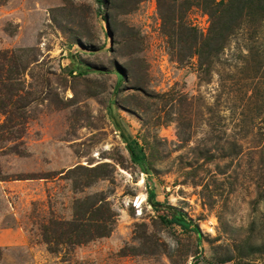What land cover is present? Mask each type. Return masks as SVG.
I'll return each mask as SVG.
<instances>
[{"label": "rangeland", "instance_id": "rangeland-1", "mask_svg": "<svg viewBox=\"0 0 264 264\" xmlns=\"http://www.w3.org/2000/svg\"><path fill=\"white\" fill-rule=\"evenodd\" d=\"M125 9L0 0V51L29 64L35 99L24 156L0 146V264H264V23L204 73L170 57L155 0ZM186 23L205 34L209 19L192 8ZM150 189L200 237L164 224ZM85 200L107 203L112 233L48 253L40 227Z\"/></svg>", "mask_w": 264, "mask_h": 264}, {"label": "trees", "instance_id": "trees-1", "mask_svg": "<svg viewBox=\"0 0 264 264\" xmlns=\"http://www.w3.org/2000/svg\"><path fill=\"white\" fill-rule=\"evenodd\" d=\"M124 1L125 14H130L144 0ZM155 3L170 57L180 64L196 58L200 72L204 73L210 71L232 39L238 36L256 38L264 23V0H155ZM192 8L208 17L209 26L205 34L198 33L186 23V14ZM28 65L14 52L0 51V146L8 145L4 150L2 148V152L20 157L24 156L20 147L28 124L29 107L35 102L24 82ZM76 72L86 75L97 71L77 66ZM118 72L120 79H123L120 69H117ZM130 156L133 158L131 151ZM38 179L49 178L43 175ZM27 180L36 178L18 179ZM146 201L153 211L157 212L161 208L167 210L169 217L163 219L164 224L185 231L191 229L200 237L198 228L186 221L181 213L156 202L151 189L147 192ZM86 203L87 200L76 204L71 221L50 219L40 227L41 241L48 253L57 254L61 248L73 250L112 233L115 215L107 203L104 200L93 203L89 200Z\"/></svg>", "mask_w": 264, "mask_h": 264}]
</instances>
